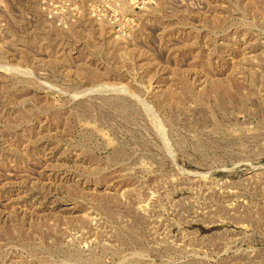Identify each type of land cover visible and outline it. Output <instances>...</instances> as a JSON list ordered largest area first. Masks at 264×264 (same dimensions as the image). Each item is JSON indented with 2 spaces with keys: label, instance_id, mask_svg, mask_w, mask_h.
<instances>
[{
  "label": "rangeland",
  "instance_id": "obj_1",
  "mask_svg": "<svg viewBox=\"0 0 264 264\" xmlns=\"http://www.w3.org/2000/svg\"><path fill=\"white\" fill-rule=\"evenodd\" d=\"M0 264H264V0H0Z\"/></svg>",
  "mask_w": 264,
  "mask_h": 264
}]
</instances>
